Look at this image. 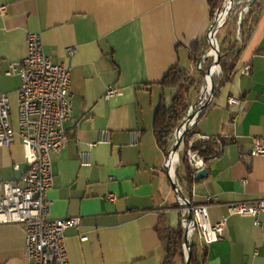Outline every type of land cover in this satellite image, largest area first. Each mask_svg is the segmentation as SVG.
Wrapping results in <instances>:
<instances>
[{"label":"crops","instance_id":"1","mask_svg":"<svg viewBox=\"0 0 264 264\" xmlns=\"http://www.w3.org/2000/svg\"><path fill=\"white\" fill-rule=\"evenodd\" d=\"M0 6L6 7V15L0 13V93L9 95L13 123L21 79L6 71L26 56L28 32L41 35L53 62L70 67L68 140L51 155L54 186L48 191L52 217L80 218L65 231L70 264H163L161 237L187 218V210L164 166L168 152L153 133L161 96L168 105L175 92L159 82L176 66L200 80L195 71L205 61L203 43L213 22L208 0H0ZM234 8L218 31L227 28L237 42L236 56H226L234 73L194 127L225 141L186 194L193 203L210 195L209 222L225 219L218 241L200 247L197 235L189 238L200 264H264V212L256 226L254 218L228 210L231 203L264 198V156L249 155L252 139L264 140V0H236ZM196 43L201 53L194 65L190 47ZM246 66L249 73L241 75ZM109 85L120 89L118 97H105ZM231 96L240 105H229ZM104 130L108 139L99 141ZM26 170L19 141L0 147V182L22 184ZM109 193L117 198L107 200ZM24 239L21 224H0V264H25Z\"/></svg>","mask_w":264,"mask_h":264},{"label":"built area","instance_id":"2","mask_svg":"<svg viewBox=\"0 0 264 264\" xmlns=\"http://www.w3.org/2000/svg\"><path fill=\"white\" fill-rule=\"evenodd\" d=\"M234 9L233 7L231 12ZM244 11H247V6L244 7ZM0 13L6 15L5 6H0ZM216 15L217 23L213 29L209 28L207 32V37L213 38L214 41L219 31L217 27L226 21L219 18V13ZM26 50V56L9 63L6 71L7 75H18L21 79V85L16 92L15 123L11 119L9 95L0 93V147H9L19 141L27 164L22 184L9 181L0 182V224L19 223L23 226L25 264H70L65 243V231L77 227L80 218L52 217V201L48 198V191L54 186L51 155L58 153L68 140L64 124L72 116L70 67L53 62L45 54L39 33L28 32L26 34ZM67 50L69 54L74 52L70 48ZM201 64L202 62L197 64L198 69L202 68ZM217 70L220 72V68ZM240 73L241 75L248 74L249 67H244ZM203 89L204 87L201 86V91ZM210 92L211 89L206 91L201 101L197 100L188 106L184 117L186 114L194 116L182 125L179 132H175V136H182L180 146L177 153L168 151L164 165L166 171L174 178L176 165L184 150H186L188 163L193 171V180L196 179V173L205 166L203 157L200 156L198 150H193L191 145L194 140L208 141L211 139L194 129L195 122L200 115V111L197 109L203 102L212 98L209 97ZM119 95V88L114 85L107 87L106 98H115ZM227 102L229 105H240L239 99L232 96L228 97ZM191 105H195V108L192 109ZM182 131L184 134L181 135ZM187 132H191L192 137L186 148L184 137ZM175 136L173 133L172 144L175 141ZM106 139H108V131H101L99 141ZM137 141V133H132L131 144H136ZM217 142L219 143L218 140ZM172 155H177V158L173 164H170ZM249 155L252 157L264 156V140L258 137L253 138ZM82 159L85 161L83 155ZM175 181L181 187L178 181ZM116 198L117 195L113 193L106 196V199L110 201ZM182 201L185 209L190 210L192 214V220L188 218L181 220L188 237L197 235L200 247L218 241L225 227V219L215 224L209 222L207 209L212 202V197L209 195L204 198L203 202L193 203L185 196ZM228 210L230 214L254 218V224L259 226V215L264 212V198L252 202L231 203ZM81 240H87V236L82 235Z\"/></svg>","mask_w":264,"mask_h":264},{"label":"trees","instance_id":"3","mask_svg":"<svg viewBox=\"0 0 264 264\" xmlns=\"http://www.w3.org/2000/svg\"><path fill=\"white\" fill-rule=\"evenodd\" d=\"M210 5V15L212 21L216 17L217 10L224 3V0H208ZM219 51L221 55L220 59V76L218 81L215 83L214 95L218 92L219 88L224 82L234 73V67L231 62L226 61V56L229 54H236L239 52L237 48V42L233 38V32L227 28H222L219 33ZM192 51L193 64L200 55V46L198 43L190 47ZM159 85L162 88H173L175 89L169 104H166L164 95L161 96L158 106L154 112V123L153 133L157 145L167 153L172 146V136L175 128L178 126L180 120L184 117L188 103L192 100L194 93H199L200 80L197 81L178 67L170 68ZM203 112V111H202ZM192 133L187 132L184 137L185 147H188V141L191 139ZM219 141V143L217 142ZM225 144L224 140L211 138L208 141L194 140L191 148L198 150L200 156L203 157L205 163L213 157L218 156L220 146ZM193 171L188 163L186 150L182 152L179 157L178 164L175 168V178L179 185L182 187L184 192L189 195L191 193V186L193 184ZM191 200L190 197H188ZM185 229L182 224L176 229H169L165 232L164 236L161 237L165 244L166 256L163 264H176V258H179L181 262L185 263L187 256L184 254L183 242H184ZM191 255L190 264H200L199 252L197 245L190 241Z\"/></svg>","mask_w":264,"mask_h":264},{"label":"water","instance_id":"4","mask_svg":"<svg viewBox=\"0 0 264 264\" xmlns=\"http://www.w3.org/2000/svg\"><path fill=\"white\" fill-rule=\"evenodd\" d=\"M227 1L228 0H224V3L220 6V8L217 10V13H224L225 12V20L227 19L228 15L231 13V9L235 6V0H231L232 3H230L229 5H227ZM227 6H229V8H227ZM227 8V9H226ZM217 15L216 17L214 18L211 26H210V29H213V27L215 26V24L217 23ZM225 22V21H224ZM224 22L219 25L217 27V30L220 29V27L224 24ZM207 39V42H208V48L211 47V43L209 42L210 41V37H206ZM213 39V38H212ZM216 42V40H215ZM216 49H217V58L215 60V67L217 68H220V59H221V55H220V51H219V46H218V43H217V46H216ZM203 58V55L200 56L199 58V61H201ZM200 69V68H199ZM202 75H203V78H204V89L202 91V94L200 96V99H198L199 101H201V99L203 98V96L206 94V91H207V85H208V81L205 79L204 75L205 73L208 72V69H205V70H202ZM215 72V71H214ZM213 75L214 74H210V89H211V92L209 94V97H213L214 95V90H215V83H214V79H213ZM211 98H209L208 100H206L205 102H203L201 104L200 107H198L197 110L200 111V113L206 108L208 102L210 101ZM192 109L195 108V105H191ZM193 114H186V116L180 121V123L178 124V126L175 128V131H174V136H175V132H179L182 128V125L184 123H187L188 121H190L192 118H193ZM184 134V131H182L181 135ZM175 138V141L173 142L171 148L169 150H171L173 153H177L178 149H179V146H180V142H181V139H182V136H178L177 135L174 137ZM167 173L169 174V177L171 178V182H172V187L173 189L175 190V192L179 195V197L181 199H184L185 196H186V193L184 192V190L179 187L176 183L175 180H173L174 176L170 175V173L167 171ZM174 175H175V172H174ZM205 175V169L202 168L200 169L197 173H196V179L199 180V179H202ZM187 218L189 220H192V214L190 212V210H187ZM183 248L186 252V262L185 264H190V255H191V247H190V241H189V237L187 235V232L185 231V234H184V242H183Z\"/></svg>","mask_w":264,"mask_h":264},{"label":"bare ground","instance_id":"5","mask_svg":"<svg viewBox=\"0 0 264 264\" xmlns=\"http://www.w3.org/2000/svg\"><path fill=\"white\" fill-rule=\"evenodd\" d=\"M230 3H232L231 0H228L227 1V5H229ZM219 18L224 21L225 20V12L224 13H219ZM213 32V30H212ZM211 43V47L208 48L205 52H204V57H208V58H212V63L206 68L208 69V72L205 73L204 77L205 79L208 81V85H207V91H209L210 89V83H209V79H210V74H215V72H217V67H215V60L217 58V49H216V46H217V43L212 39L210 38V41ZM201 67H202V64H201ZM216 70V71H215ZM215 71V72H214ZM194 113V112H193ZM176 158H177V155H172L170 157L171 159V163L170 164H173L174 161H176Z\"/></svg>","mask_w":264,"mask_h":264},{"label":"rangeland","instance_id":"6","mask_svg":"<svg viewBox=\"0 0 264 264\" xmlns=\"http://www.w3.org/2000/svg\"><path fill=\"white\" fill-rule=\"evenodd\" d=\"M236 9V8H235ZM233 12H235V10L233 11ZM235 15V14H234ZM232 18V16H230V19ZM236 19V18H235ZM232 23V22H231ZM219 34V33H218ZM218 34H217V37H216V40H217V38H218ZM217 41H219V39L217 40ZM209 44H208V42H207V40H205L204 41V43H203V48L204 49H208V46ZM207 47V48H206ZM205 58V61H202V70L204 69H206L211 63H212V58L210 57V58H208V57H204ZM201 69H199V70H197V71H195V72H197V73H200V74H196L195 76H194V78H196V79H200V86H202V87H204V78H203V75H202V71H200ZM219 76H220V72H215V74L213 75V79H214V83H216L217 82V79H219ZM201 94H202V91H201V88H200V92L198 93V94H194L193 95V98H192V100L188 103V106L190 105V104H192L193 102H195V101H197L198 100V98H200V96H201ZM188 110V109H187ZM177 164V163H176ZM177 166V165H176ZM193 239H191V241H192ZM180 264H182V263H180Z\"/></svg>","mask_w":264,"mask_h":264}]
</instances>
